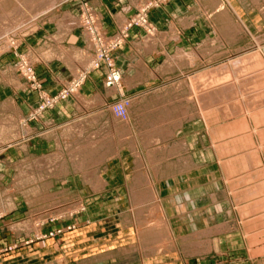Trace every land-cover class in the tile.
Returning a JSON list of instances; mask_svg holds the SVG:
<instances>
[{
    "label": "rangeland",
    "instance_id": "374dc122",
    "mask_svg": "<svg viewBox=\"0 0 264 264\" xmlns=\"http://www.w3.org/2000/svg\"><path fill=\"white\" fill-rule=\"evenodd\" d=\"M172 1L51 0L49 6L46 0H0V19L22 10L11 28H0V73L7 78L14 75L20 83L19 92L13 93L0 82V94L5 91L8 96L0 98V110H8L9 100L22 108L25 97H33L27 114L11 112L21 135L13 142L14 138L9 139L10 147L23 145L31 124L40 123L52 112L57 115V106L67 101H72L73 110L58 124L59 129L77 120L88 121L85 136L100 131L99 137L104 139L122 121L133 136L118 143L121 139L113 135L119 140L113 137L111 155L97 168L106 183L96 192L87 187L92 192L88 199L79 197L86 187L84 175L70 159L73 148L79 150L86 139H78L69 148L64 143L63 172L56 169L59 172L55 170L54 177L50 175L45 182L18 183L15 177L26 161L24 155H17L15 167L9 169L12 176L0 180V260L25 254L26 260L11 264H264V109L257 111L249 104L259 97L264 101V0H184L189 5L187 16L176 21L159 13ZM67 12L76 18L69 24V33L62 28ZM146 38L156 43L151 52L142 49ZM184 47L186 51L195 49L188 52L203 58L193 62L179 58ZM40 48L55 58L77 56L75 66L68 67L59 59L55 72L47 71L52 81L64 68L66 80L56 90L54 85L52 91L46 88V74L37 70L40 64L32 59L31 52ZM207 81L209 86L203 83ZM222 85H229L226 93L210 95L209 89ZM241 89L251 97L249 102L246 99L226 111L219 107L237 100ZM98 94L106 97L105 103L95 105L96 101L94 108L87 109L82 106V100ZM179 103L187 106L186 114L172 130L174 135L165 136L155 122ZM231 130L239 132V142L243 139L245 147L234 150L235 139L221 137V132ZM144 135L158 139L162 135L160 182L190 175L183 173L195 167L189 145L193 149L203 145L210 152L219 149V156L213 155V159L220 158L223 179L213 168L199 182L211 195L231 202L229 214L237 215V220L229 225L230 230L222 226L198 235L193 226L188 228L187 219L180 223L185 229L181 234L167 221L168 212L156 198L157 177H152L154 203H134L131 194L138 189L134 183L139 174L137 157L146 159L147 153L140 139ZM176 146L183 149L170 154ZM147 164L145 169L153 176L154 166ZM12 192L27 200V207L10 218L4 203ZM209 232L212 234L205 235ZM224 233V252L209 253L214 251L212 244L210 251L197 253V246Z\"/></svg>",
    "mask_w": 264,
    "mask_h": 264
},
{
    "label": "crops",
    "instance_id": "0c3cea01",
    "mask_svg": "<svg viewBox=\"0 0 264 264\" xmlns=\"http://www.w3.org/2000/svg\"><path fill=\"white\" fill-rule=\"evenodd\" d=\"M188 8H189V5H188L187 1L174 0L171 3H169V5L167 7H165L162 12H159V13H162L163 15L168 16V18L172 19L173 21H176L178 18L183 17V15L187 16L185 13H186ZM66 14H69L74 19H76L75 14L71 13V12L65 13L64 19H65ZM158 20L160 21V18H158ZM69 21L70 20H68L66 22H65V20L63 21L64 26L62 25V28L64 31L70 30L71 28H69V27L67 28V24H70V22H74L75 20L70 21V22ZM40 30H42V29H40ZM69 32L70 31H67L65 33H69ZM173 33H175V31H173ZM161 36H162V38H164L163 33L161 34ZM174 36H175V34H174ZM62 38L60 37L61 40H62ZM148 39H151V38H146L143 41L144 42L143 46L145 47V48H142L143 50L146 49V45H145L146 43L145 42ZM153 41H154V39H153ZM154 43H155V41H154ZM154 45H156V43ZM43 48H44V45H43ZM43 48H40L39 51H37V52H33V53L31 52V56H32V59L37 63V65L40 64V66H39L40 68H38L37 70L46 74L44 76V79H45L44 83H45L46 88L49 89L50 91H52L53 89H51V88H53L52 86L54 85L55 86L54 90H56L57 87L60 86L62 84V82H64V80H66L65 79L66 74L64 73V68H61L59 70V72L56 73V76L53 77L52 81L49 80L50 74L47 71L52 73V71L54 70V72H55V69H56L55 67L58 66V64H55V61H57V60L59 61V59H61L66 66L70 67V66L76 64V63H74V64L72 63L75 61L69 62L71 60L70 58H73V60H76L77 56L75 53H73L70 55L69 54L61 55L60 57L55 58L50 53L48 54L45 51L43 52ZM184 48L185 49H182L181 51H183L185 53H189L192 50H195V49H192L190 51L188 50L189 51L188 52V51H186L187 47H184ZM153 49H154V46L152 49H150V51L144 50V52H151ZM181 51H179L177 56L178 55L180 56ZM74 56H75V58H74ZM51 59H53L52 63H50L52 65H50L48 63V61H50ZM143 63H144V61L140 57V67L141 68H143V66H144ZM4 74L5 73H0V82L4 83V85H6L9 88V90L12 91L13 93H18L20 90L19 89V85H20L19 80H17L14 77V75L7 78ZM4 92L5 91H3V93ZM3 93L1 92L0 98L1 99H3V97L7 98L8 96L6 94H3ZM99 96H101V95L98 94L96 96V98L89 100V101H85V100H82V101H85V102H91L92 101L93 102L96 99H99ZM101 98H102L103 102L101 103L99 101L95 105L103 104L106 102V97L101 96ZM1 99H0V102H1ZM81 103H83V102H81ZM22 104H23L22 108L21 107L18 108V105L15 104L14 101L9 100V101H7V105H6L8 107V110L6 109L4 112L0 110V122H2V123H0V126L3 124L0 128V131H1L0 132V151H1V153H0V180L9 179L12 176V174H11L12 171L9 169L11 167H15V166H12V164L15 163L14 160H15L16 156L17 155L18 156L24 155L26 162L23 165L26 167L24 168V170L19 169V171L21 170V172H18V175L15 177V180L19 181V182H23L24 183L23 186H26L25 184L30 183L31 181L37 182L38 179H39L38 181H43V182L49 181L51 177H54L55 170L58 168H59V171L63 172L62 166L60 164L59 165L61 167L57 164V167L54 168V170L44 171L42 174L37 173L36 175H33V173L30 172L29 167L31 166L32 162L36 161V159H39V158L44 157V156H49L51 154H55L58 151L62 152L64 149V143L66 144L65 137H67V136H66L65 131L70 125L78 122V120L73 122V123H68L66 125V127H61L59 129L58 124H60L62 122V120L69 118L70 117L69 114L73 110V108L71 107L72 101L63 102L62 104L57 106V109L55 110L56 112H58L57 115H55L54 112H52L50 114L45 115L43 118L44 120H41L40 123L31 124V126H30V128H28V132H27L28 133L27 141H25L23 145H20L17 148H13L12 146L10 147V141L8 142V140L11 138H14V140H12L11 142L17 140V138L20 137L21 132L17 128V122H16V120L13 119L11 112L14 113V112L18 111V112H16L18 115L27 114L29 109L32 107L31 104H33V97H31V96L25 97ZM82 106L86 109L87 108H94V106L85 107L84 104H82ZM48 120L49 121L53 120V121L48 122ZM79 121H82V120H79ZM85 122L89 123L88 121H85ZM6 123H8L7 125L9 128L6 126ZM4 125H5V127H7L6 128L7 130L4 128ZM86 127H87V124H86ZM5 130H6V132H5ZM49 130H51V131L48 132ZM110 131L111 130H109L106 133V135L110 134L109 133ZM17 133H18V135H17ZM63 133H65V134H63ZM85 134H86V130H85ZM228 135H230L231 138L235 139V141H233L234 146L232 149H234V150L236 148L238 149L239 145L242 147H245L244 144H241V143H244L243 139H241V142H239L240 137H238V136L240 134L237 130L221 132V137L223 139H225L226 137L229 138ZM69 136H71V135H69ZM184 143L186 144V142H184ZM193 144L195 147V143H193ZM191 146L192 145H189L187 148H188V151L191 155L192 160L194 161L195 167L192 169H189L188 171L187 170L183 171V173H189L190 175L186 176L183 174L182 177L173 176L172 179L166 178L165 181H161V182L158 181V177H157L155 179V182H154V189H155L156 194H157L156 198L159 199L162 208L167 210V212H168V218H167L168 220L167 221H169L170 223H173L176 226V228H178L177 230L181 234L183 233V231L185 229L182 226H180V223L184 220H187V219L190 220V225L188 226V228L190 226H193L194 232H197L198 235L205 233V232H208V231H215L217 228L222 227V226H228V230H230L229 225L232 222H234V220L235 221L237 220L236 219L237 215L234 217H231L229 214L231 202H229L227 199L223 200V197H220L218 199L217 196L211 195L212 192L208 188L202 186V183L199 182L200 177L202 178V174L203 173L206 174L207 171H211L213 168L217 171L218 175H221V177L223 179L224 169H223V165L219 164L220 158L219 159L216 158V160L213 159V155L216 157L219 156V153H220L219 149L216 148L217 151L214 149L215 152L214 151L210 152L211 149H208L203 145H202L201 149H198V147H195L193 149V148H190ZM118 154H119V156H121V153H118ZM62 155H63V152H62ZM62 159H63V156L59 160V163L62 162ZM220 168H221V171H220ZM59 171H57V172H59ZM193 171H195V172L193 173ZM19 173H21V174H19ZM28 173H30V174H28ZM49 176H50V178H49ZM82 181H83V179H82ZM105 183H106V181L104 180V184ZM218 187H220L219 184H218ZM56 188H57V186L55 187V189ZM88 188L86 186L84 188V190L80 191L79 197L84 198V199L85 198L88 199L89 195H90L89 192H91V191H89ZM6 191H4V192H6ZM229 199H230V197H229ZM26 203H27V200L24 201V199L21 198L19 193L16 194L15 192H12V194L8 196L6 203H4L5 204L4 212L6 211L5 212L6 215H8L10 218L16 217V215L20 214V210L23 209L22 207H25L27 205ZM192 214L194 216L193 218L191 217ZM191 222H192V225H191ZM2 229L3 228L1 227V223H0V235H1ZM226 235H227V233H224V234L218 235V236L213 238L212 244L214 247V251H210L209 253H212V254L213 253L214 254L219 253L220 254V253L224 252ZM23 256H26V255L23 254L21 256H12V257H9L8 259L0 260V264L15 263V262H18L19 259L21 260V258L26 260L25 259L26 257H23Z\"/></svg>",
    "mask_w": 264,
    "mask_h": 264
},
{
    "label": "bare ground",
    "instance_id": "6f19581e",
    "mask_svg": "<svg viewBox=\"0 0 264 264\" xmlns=\"http://www.w3.org/2000/svg\"><path fill=\"white\" fill-rule=\"evenodd\" d=\"M47 1V5H49L50 3H51V0H46ZM26 6H28V5H26ZM50 6V5H49ZM25 7V6H24ZM24 7H20V8H24ZM30 7V6H29ZM25 9V8H24ZM26 9H28V8H26ZM15 11V10H14ZM14 11H12V15L11 16H9V17H3V18H1L0 19V28L1 29H3L4 31H6V29L11 25V24H14L15 22H17L18 21V14H20V13H22V10H17V14L14 12ZM13 12H14V15H13ZM21 15V14H20ZM68 20H70V21H74L75 19L72 17V16H70V15H67V16H65V22L66 21H68ZM69 21V22H70ZM68 22V23H69ZM62 24V23H61ZM67 24V23H66ZM73 24V23H72ZM59 25V24H58ZM70 25H71V22H70ZM76 24H74V26H75ZM64 26V25H63ZM12 27V26H11ZM11 27H9V28H11ZM66 27V26H65ZM69 27V24H68V26H67V28ZM61 28V27H60ZM9 30V29H8ZM156 40V39H155ZM144 43V42H143ZM146 44V49H144V50H148V51H150V49H152L153 48V46L155 47V43H154V41H153V39L151 38V39H148L146 42H145ZM143 48H145L144 46H143ZM202 52V51H201ZM209 52V51H208ZM49 54V53H48ZM204 54V53H203ZM206 56V55H205ZM72 57V56H71ZM203 58V56H200L197 52H192V53H185V52H181V54H180V56H179V58H184V59H186L187 61H191V62H193V61H195V60H197V59H202ZM253 57H255V56H253ZM74 58H75V56H74ZM71 59V60H70ZM69 60V62H71V61H75L76 62V60H73V58H70ZM176 59V58H175ZM75 62H72L73 64L75 63ZM190 63V62H189ZM250 64V63H249ZM74 66H75V64H74ZM77 66V65H76ZM81 66V65H80ZM242 68V67H241ZM223 74V73H222ZM216 75H219V74H216ZM215 75H213L212 76V78L214 77ZM211 77V76H210ZM210 77H208L209 79V81H210ZM202 81V80H201ZM209 81H207V82H203V83H205V85L207 84L208 86H209ZM187 86H189V85H187ZM193 88H194V85L192 86ZM228 88H229V85H222V86H219V87H217V88H215V89H209V93H210V95H213V96H216V97H219L221 94H224V93H226L227 92V90H228ZM240 91V96H239V98L237 99V100H234V101H231V102H229V103H227L226 105H221V106H219L221 109H223V110H225L226 111V109H228V110H231V109H233V108H236L237 106H239L240 105V102H243V103H245V100L247 99V101L249 102V100H248V98L249 97H247V95L245 94L246 93V91L244 90V89H241V90H239ZM245 92V93H244ZM191 93V92H190ZM245 96H244V95ZM190 96H191V94H190ZM251 98V97H250ZM249 98V99H250ZM192 99V98H191ZM96 101L97 102H103V100H102V98H101V96H99V99H96L95 101H91V102H85V101H82L83 103H81V104H84V106L85 107H89V106H92L94 103H96ZM180 102V101H179ZM249 104H250V106L252 105L253 107V109L254 110H262V109H264L263 107H264V101L263 100H261L260 99V97H259V99H258V102H252V103H250L249 102ZM94 106V105H93ZM176 106H178V105H176ZM176 106H175V108L174 109H172V110H167V117L168 118H166V116L165 117H163V116H161V117H159L158 118V120L155 122V126L156 127H158L159 126V128H160V132L161 133H164V134H166L165 136H167V135H169V137H171V136H173L174 134H173V131L178 127V126H180V124H181V116H185V114H186V111H187V106L185 105V104H180L179 103V106H178V108L179 109H176ZM164 107V106H163ZM168 107H169V105H168ZM174 107V106H173ZM170 108V107H169ZM168 108V109H169ZM171 108H172V106H171ZM170 108V109H171ZM174 110V111H173ZM166 112V111H165ZM198 114V113H197ZM164 115V114H163ZM175 117H177V118H175ZM180 119V120H179ZM0 123H2V122H0ZM8 123H6V126L8 127V125H7ZM86 124L87 123H84L83 121L81 122V121H78V122H76V123H74V124H72L70 127H68L67 128V130L65 131V133H66V136L67 137H65V142H66V145H67V147L69 148V146H71L72 144H73V142H76V141H78V139H86V142L87 143H85L82 147H79L78 149L79 150H77V151H75V149L73 148V153L71 154V160H73V161H76V166H77V168H78V170L80 171H82L83 172V181H84V183L86 184V186L87 187H89V189H91V190H94V191H97L98 189H100V188H102L103 187V185H104V179L100 176V174L97 172V168H98V166H99V164L100 163H102L103 161H105L108 157H109V155H111V147H112V145L114 144V142H115V140H116V137H114L113 135H117V136H119V138L121 139V140H119V138H118V140L120 141V142H118V143H121V141H123L124 139H126V141H128V140H130V138H132L130 135H132V133H131V129L128 127V126H126V125H124V124H126V123H124V122H120V123H117V125H115V126H117V127H114L113 128V130L111 131V133H110V135L108 136V135H105V137L106 138H104V139H101L100 137H99V132H92V133H88V134H90V135H86L85 136V130L87 129L86 128ZM3 125V124H2ZM1 125V126H2ZM121 125H123V126H121ZM1 126H0V128H1ZM10 126V125H9ZM7 127H5V125H4V128L6 129ZM3 128V129H4ZM9 128V127H8ZM7 130V129H6ZM6 130H5V132H6ZM173 130V131H172ZM113 131H114V133H113ZM1 132V131H0ZM13 133V132H12ZM65 133H63V134H65ZM153 133V132H152ZM160 133V134H161ZM160 134H158V135H160ZM17 135H18V133H17ZM69 135H71L70 137H71V139L68 137ZM157 135V134H156ZM157 135V136H158ZM15 136V135H14ZM157 136H151V135H144V136H142L140 139L142 140L141 142H142V145L146 148V159H145V157H140V156H138L137 157V160H138V164H139V174H138V176H136L137 178L135 179L134 178V183H136V187L138 186V189H136L135 190V192L133 193V195L131 194V196H132V199H133V201H134V203H136V204H138L139 203V205L141 204V205H144V204H146V203H148V204H150V202L151 203H154V202H152L153 201V199L155 198V192H154V189H153V185H152V177H157V175H158V172H159V170H158V163L160 162V158H158V153H159V151H161L162 152V149L163 148H161L160 147V145H162V144H160L159 142V139L161 138V136H159L160 138L158 139L157 138ZM115 138V140H114V138ZM130 137V138H129ZM135 138V137H134ZM166 138V137H165ZM3 139V138H2ZM162 139V138H161ZM160 139V140H161ZM118 140H116V141H118ZM166 140V139H165ZM9 141V140H8ZM114 141V142H113ZM162 141V140H161ZM64 142V141H63ZM125 142V141H124ZM134 141L132 140V143H133ZM131 143V147L133 148V149H135V146H134V144H132ZM135 143H137V142H135ZM115 145H116V143H115ZM58 146V145H57ZM73 146V145H72ZM64 147H65V145H64ZM114 147V146H113ZM163 147V146H162ZM183 146H176V148H173L172 150H171V152H170V154H173L175 151H177L178 149L180 150H182L183 148H182ZM119 149V148H118ZM118 149H116V150H118ZM179 150H178V152H179ZM57 151V150H56ZM102 151V152H101ZM55 153V152H54ZM133 153V152H132ZM175 153H177V152H175ZM174 153V154H175ZM190 157V156H189ZM38 158V157H37ZM62 158V152H60V151H58V152H56L55 154H51V155H49V156H44V157H41V158H39V159H36V161H34V162H32V164H31V166L29 167L30 168V172H32L33 173V175H35V173L36 172H38V173H43L44 171H52V170H54V168H56L57 167V164L59 165H61L62 163H59V160ZM64 161V160H63ZM148 163H146V162ZM184 162H186V161H184ZM66 163V162H65ZM75 163V162H74ZM146 164L147 165H150V166H154L153 167V169H152V174H153V176L152 175H149V173L146 171V169H145V167H146ZM59 165V166H60ZM62 166V169H64V167H65V165H61ZM60 166V167H61ZM58 170V169H57ZM18 172H21V170L20 171H18ZM27 173V172H26ZM19 174H21V173H19ZM28 174H30V173H28ZM47 175V174H46ZM19 177V176H18ZM45 178V177H44ZM39 180V179H38ZM18 183H19V181H18ZM132 193V192H131ZM131 198V197H130ZM9 201V200H8ZM132 201V202H133ZM135 205V204H134ZM140 205V206H141ZM147 206H149V205H147ZM146 206V207H147ZM142 208H143V206H142ZM154 208V207H153ZM145 209V208H144ZM151 209H152V207H151ZM155 210V209H154ZM151 211H153V210H151ZM143 212V211H142ZM155 212H156V210H155ZM147 213H149V212H147ZM146 213V214H147ZM141 213H139V215H140ZM142 215H144V214H142ZM151 215V214H150ZM149 215V216H150ZM154 215V214H153ZM153 215H151V216H153ZM138 216V215H137ZM142 217V216H141ZM139 220V219H138ZM224 227V226H223ZM227 228V227H226ZM18 229V228H17ZM24 229V228H23ZM26 229V228H25ZM14 230V229H13ZM224 230H226L225 228H223L222 229V231H224ZM212 233L211 232H209V233H206L205 235H211ZM207 245H199V246H197L196 247V249H198L200 252H197V253H201V252H207V251H210L211 249H212V241L211 240H208L207 242ZM196 252V251H195Z\"/></svg>",
    "mask_w": 264,
    "mask_h": 264
}]
</instances>
